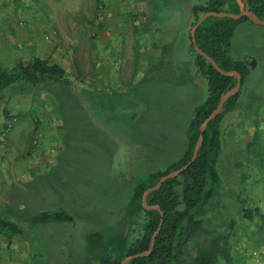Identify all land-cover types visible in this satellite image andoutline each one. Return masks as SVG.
Here are the masks:
<instances>
[{
	"label": "crops",
	"instance_id": "1",
	"mask_svg": "<svg viewBox=\"0 0 264 264\" xmlns=\"http://www.w3.org/2000/svg\"><path fill=\"white\" fill-rule=\"evenodd\" d=\"M195 5L200 4L193 0H0V68L11 69L21 62L39 58L62 67L66 80L46 79L36 83L23 80L0 90V205L15 203L14 198L20 193L18 188H22L23 203L32 206V201H36L37 207L43 206L40 204L46 197L42 190L39 192L35 181L37 178L45 180L51 174L54 182L50 179L48 189L61 194V180L69 181V178L61 166L60 152L66 126L75 117L86 115L87 129L96 127L114 137L121 136V131H126L127 127L131 138L128 136L125 144L131 162L126 178L130 181L146 169L150 172L165 169L184 155L188 148L187 130L195 108L205 100L198 104L200 98L193 96L188 102L180 136L177 140L164 136L163 140H169V145H163L162 160L151 163L152 158H147L149 155H145L146 149L140 144V135L132 137V131L136 126L151 127L147 131L155 137V121L147 118L150 112L154 118L163 109L152 111L154 103L148 109L146 100L134 110L121 104V99L137 82L153 88L160 85L159 90L165 94L169 84L175 83L176 76L182 78L180 82L191 83L199 91L206 77L198 71L191 51ZM174 54L179 56L176 60ZM243 85L236 108L227 112L221 122L216 170L233 196L241 197L240 183L245 179L246 195L251 201L246 208L245 223L241 222L236 232L230 230L231 263L264 264V168L250 169L251 159H247V173H243L236 160L230 161L228 169L217 167L229 153L239 157L240 141L250 145L253 138L255 127L251 118L238 108ZM82 99L97 106L83 111L78 108ZM67 100L69 108L64 107ZM108 100L114 101L116 106ZM8 122L13 125L7 130ZM176 143L180 146L178 152ZM88 147L87 167L81 166L82 161H66L70 171L75 165L70 174L80 171L97 178L99 172L106 170L103 167L107 164L106 158L93 155L96 141ZM169 156L172 160L166 161ZM139 163L143 170L136 167ZM224 175L228 178L226 182ZM117 180H122L121 174ZM240 207L236 205V209ZM232 209L235 212V208ZM23 210L27 211L24 207ZM32 218L26 219L33 221ZM20 236L0 234V264H29L32 258L29 242Z\"/></svg>",
	"mask_w": 264,
	"mask_h": 264
},
{
	"label": "rangeland",
	"instance_id": "2",
	"mask_svg": "<svg viewBox=\"0 0 264 264\" xmlns=\"http://www.w3.org/2000/svg\"><path fill=\"white\" fill-rule=\"evenodd\" d=\"M193 1L201 5L206 0ZM229 10L235 11L233 8ZM178 57V54H174V60ZM230 57L234 60H243L249 66L250 73L243 85V98L238 108L251 118L255 131L250 145L246 144L247 141H240L237 152L239 157L232 156L228 152L229 155L224 156L223 162H219L217 167L221 169L226 166L222 169H228L231 167L230 161L236 160L243 173H247V159L252 160L251 166L249 165L250 169L251 167L264 168V24H257L249 19L238 23L232 37ZM205 79L206 81L201 83L199 91L191 83L180 82L182 78L176 76L175 83L169 84L165 94L159 90L160 85H154L153 88L152 85L137 82L134 88L131 87L123 95L121 104L125 103L128 108L137 110L138 106L141 107V104L148 100V109L153 107V103L152 111L163 109L154 118H151L153 113L150 112L147 118L151 122L155 121L153 128H156L153 133L155 137H151L152 133L147 131L151 127L136 126V130L132 131V137L140 135V144L143 149L145 147L146 151H149L147 153L144 150L145 155H149L147 158H152L151 163L162 160L163 145L167 147L169 145V140H163L164 136H169V139L170 136H173L176 140L180 136V129L186 122L188 114V102L192 100L193 96L200 98L198 104L208 97L209 84L207 78ZM145 95L146 99L141 98ZM111 97L113 96L111 95ZM107 102L114 103L113 105L116 106L114 101L108 100ZM96 106L86 99H82L78 108L85 111L87 107ZM64 107H70L69 100L64 103ZM70 118L68 117V120ZM75 118L77 119L75 120ZM75 118L66 126L63 148L60 152L63 163L61 166L69 178V181L61 180L63 184L60 189L62 190L61 194L56 195L55 190L48 189L51 185L50 179H53L54 182V175L51 174L45 180L37 178L35 181L39 192L42 190V194L46 197L45 202L40 204L43 206L37 207L36 201H32L33 207L28 202L23 203L22 188H18L20 193L19 197L15 196V203L6 202L0 205V215L18 223L21 228V232L12 233L9 236L21 235L20 237L26 238L29 242L28 246L32 254L29 264H102L103 259L110 258L113 253L124 251L143 233L144 212H138L130 221L127 209L134 192V179L150 172V170H144L142 175L134 177L132 181L126 178L129 175L127 167L131 161H128V149L125 142L128 136L131 138V133L127 131L126 127V131H121V136L118 134V137H114L107 131L96 127V129H87L86 115ZM109 127L112 129L110 124ZM174 129L175 131H173ZM93 140L97 145L92 149L95 151L93 155L106 158L107 164L103 165L106 170L99 172L97 178H93V174L88 176L86 172L80 171L70 174L75 165L71 167L73 169L70 171V164H67L66 161L70 162L75 159L76 162L82 161L81 166L87 167L85 162L89 156L88 145ZM172 142L173 140L170 141V149L173 148ZM179 148L180 146L176 143L175 150L177 152ZM177 152L175 153L177 154ZM165 160H172V157L169 156ZM136 167L143 170L141 163ZM223 173L224 171H222V177ZM260 173L263 175L262 172ZM120 174L122 180L118 181ZM123 176L125 177L123 178ZM220 179L219 184L215 187L214 196L206 205L202 231L188 243L180 259V264H193L198 255L212 249L215 251V264H232L230 230L233 229L236 232L242 225L241 222L245 223L248 214L246 208L248 204H251V201L246 195L247 181L245 179H242L240 183L241 197L233 196L222 183L221 177ZM226 179L228 178L224 175L225 182ZM222 204H225L226 207ZM237 204L241 206L240 209H236ZM23 207L27 211H24ZM232 208H235V212ZM55 211H66L74 218L62 221H51V218L49 220ZM30 216L33 217L31 222L26 219ZM48 220L49 223L43 224ZM3 235L8 236L7 234Z\"/></svg>",
	"mask_w": 264,
	"mask_h": 264
},
{
	"label": "trees",
	"instance_id": "3",
	"mask_svg": "<svg viewBox=\"0 0 264 264\" xmlns=\"http://www.w3.org/2000/svg\"><path fill=\"white\" fill-rule=\"evenodd\" d=\"M248 1L256 16L264 20V0ZM231 8L235 11L229 10ZM193 11L195 18L192 26L208 11L239 13L240 6L237 0H206L203 5H195ZM244 20H248V17L234 20L230 17L210 16L195 32L199 48L210 55L222 69L237 70L242 76L241 85L249 75L250 69L245 61L231 59L230 51L234 31L238 23ZM191 51L198 71L208 80L209 95L195 108L194 118L187 130L188 148L178 161L167 168L148 172L134 179L135 187L129 201L127 216L132 221L138 212H144L143 233L124 251L103 259L102 264H121L128 256L147 251L162 218L163 224L151 254L134 257L127 264H180L186 246L202 231L206 205L214 196L215 187L221 180L216 170V160L221 148V122L227 112L236 108L241 89L225 102L219 115L208 123L196 160L180 175L166 180L158 190L148 195V204L159 205L163 217L159 210H147L142 205L143 194L148 188L156 185L163 175L181 168L190 161L201 134V124L216 109L222 95L237 85L236 77L221 74L212 63L195 51L193 43ZM63 73L59 65L35 58L32 62H21L11 69L0 68V90L23 80L35 83L46 79L66 82ZM50 218L54 221L73 220V216L66 211H55ZM18 232H21L18 223L0 215L1 234L10 235ZM214 254L213 249L201 253L193 264H215Z\"/></svg>",
	"mask_w": 264,
	"mask_h": 264
},
{
	"label": "water",
	"instance_id": "4",
	"mask_svg": "<svg viewBox=\"0 0 264 264\" xmlns=\"http://www.w3.org/2000/svg\"><path fill=\"white\" fill-rule=\"evenodd\" d=\"M238 3H239V6H240V12L239 13H232V12H226V11H222V12H215V11H208L206 13H204L199 19L198 21L193 25V28H192V43L194 45V49L195 51L202 55L203 57H205L210 63L213 64V66L223 75H226V76H234L237 78V85L227 91L225 94L222 95V97L220 98V101L218 103V106L216 107V109L203 121V123L201 124L200 126V131H201V134L199 136V139L195 145V148H194V152H193V156L192 158L190 159V161H188L187 164L183 165L181 168L177 169V170H173L171 172H169L168 174H165L163 175L159 181L157 182L156 185H154L153 187H150L148 188L144 194H143V197H142V205L145 209L147 210H151V209H157L161 212V216L163 217V212L161 210V207L159 205H149L148 202H147V197L148 195L155 191V190H158L161 185L168 179L170 178H173V177H176L178 175H180L183 171H185L195 160H196V157H197V154L199 152V149H200V146L204 140V137H203V132L205 131L206 127L208 126V123L215 119L219 113L221 112L225 102L233 95H235L236 93H238V91L240 90V87H241V79H242V76L241 74L237 71V70H224L222 69L218 64L217 62L210 56L208 55L206 52H204L202 49L199 48V46L197 45L196 43V38H195V32H196V29L197 27L208 17L210 16H216V17H230L234 20H239L241 18H243L244 16L248 17L249 20L257 23V24H264V20L258 18L256 16V14L251 10L250 8V5H249V1L246 0H238ZM162 224H163V218L161 219L160 221V224L157 228V230L155 231V233L153 234L152 236V240H151V244H150V247L147 251H144V252H141V253H138V254H135V255H130L126 258H124L121 262V264H127L128 261L134 257H141V256H147L149 254H151V252L153 251L154 249V246H155V241H156V237H157V234L159 233L161 227H162Z\"/></svg>",
	"mask_w": 264,
	"mask_h": 264
},
{
	"label": "built area",
	"instance_id": "5",
	"mask_svg": "<svg viewBox=\"0 0 264 264\" xmlns=\"http://www.w3.org/2000/svg\"><path fill=\"white\" fill-rule=\"evenodd\" d=\"M12 125H13L12 122H8L5 129H7V130L10 129L12 127Z\"/></svg>",
	"mask_w": 264,
	"mask_h": 264
}]
</instances>
